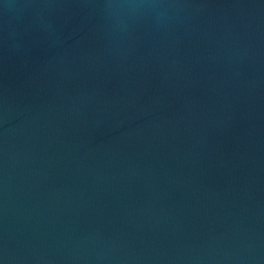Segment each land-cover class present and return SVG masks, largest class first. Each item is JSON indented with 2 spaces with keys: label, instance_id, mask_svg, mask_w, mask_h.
Listing matches in <instances>:
<instances>
[{
  "label": "water",
  "instance_id": "water-1",
  "mask_svg": "<svg viewBox=\"0 0 264 264\" xmlns=\"http://www.w3.org/2000/svg\"><path fill=\"white\" fill-rule=\"evenodd\" d=\"M0 264H264V0H0Z\"/></svg>",
  "mask_w": 264,
  "mask_h": 264
}]
</instances>
